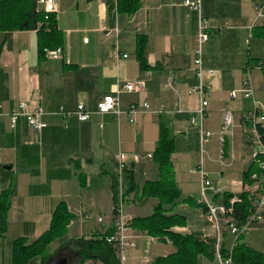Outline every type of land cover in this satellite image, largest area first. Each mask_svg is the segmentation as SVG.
Segmentation results:
<instances>
[{"label":"crops","instance_id":"obj_1","mask_svg":"<svg viewBox=\"0 0 264 264\" xmlns=\"http://www.w3.org/2000/svg\"><path fill=\"white\" fill-rule=\"evenodd\" d=\"M55 1L58 29L63 34L60 59L52 60L48 55L39 59L35 31L0 34V196L13 192L5 230L0 223V264H11L15 240H38L49 229L62 202L73 216L67 241L105 234L116 218L112 174L117 157L127 155L140 187L157 181L158 168L147 156L156 150L161 127L167 128L175 141L172 162L183 200L202 204L201 168L221 189L218 196L207 193L211 202L224 204V193L245 191L243 177L251 162L245 158L238 161L236 144L231 141L234 130L239 129L243 146L248 148L244 121L253 112L255 101L254 95L246 99L240 93L232 99L231 93L242 89L245 78L254 87L258 74L264 78L256 68L258 62H264V42L253 37V0H201L200 13L184 6L185 1L197 0H141V8L133 16L119 14L116 0ZM201 19L210 27L208 41L202 46L203 66L216 73L214 78H205L208 107L203 128L215 138L204 145L199 128L190 125L191 112L200 107V100L188 95L198 85L194 60ZM141 36L147 39L148 71L141 70L136 59L137 38ZM171 78L173 89L166 88ZM126 83L142 84L144 91L123 94L122 110L147 103L148 112L134 116L133 123L125 114L118 118L98 114L99 101L115 95L117 86ZM254 94L264 101L263 93L256 90ZM32 100H39L45 111L47 128L40 137L24 120L15 130L10 128L9 114L21 102ZM79 105L93 114L89 122L77 119ZM61 109L66 117L60 115ZM227 113L234 128L226 137L221 160L219 136ZM133 157L140 162L135 163ZM236 163L245 166L240 179L238 174L225 171ZM156 205L153 199L131 196L124 212L132 222L149 216ZM172 214L187 221L175 232L213 240L214 229L203 209L182 203ZM126 237L135 247L124 248L121 264H152L156 258L176 252L171 243L131 227ZM224 240L229 249L231 236ZM67 241L53 244L51 248L56 249L51 253ZM159 243L168 247L158 253L160 257L151 258ZM244 243L264 254V223L245 235ZM198 264L216 263L215 258L202 256Z\"/></svg>","mask_w":264,"mask_h":264},{"label":"trees","instance_id":"obj_2","mask_svg":"<svg viewBox=\"0 0 264 264\" xmlns=\"http://www.w3.org/2000/svg\"><path fill=\"white\" fill-rule=\"evenodd\" d=\"M119 14L133 16L141 8V0H116ZM35 31L38 35L39 59L44 60L47 52L63 48V34L58 29L57 17L54 14H46L39 10L36 0H0V34L14 32ZM253 37L264 42V25L253 28ZM147 39L137 38L136 59L141 70L148 71L150 67L146 57ZM256 68L264 75V62H258ZM175 153V141L169 130L161 127L159 140L153 154V161L158 168L157 181L146 182L140 187L135 182L131 165L126 171L127 200L134 198L153 199L157 205L152 213L146 217L133 219L130 227L134 230L155 238L160 242L171 243L176 252L164 258H156L152 264H198L199 258L204 256L214 259V239L202 240L193 235H184L175 232L176 228L187 225L186 218L172 214L173 210L182 203L195 205L206 211L204 204L197 205L194 200L182 199L181 192L175 180V169L172 158ZM256 168L251 164L244 173V183L251 185L250 177ZM116 176L115 169L113 179V206L116 205ZM12 190L5 191L0 196V223L2 229L7 226L8 215L11 210ZM218 196V195H217ZM238 197L241 204L234 206L233 219L238 225H244L250 215L254 202V196L248 192L238 195L224 193V204ZM116 216V213L113 212ZM73 216L69 212L66 203H60L52 216L49 229L36 241L30 243L26 238L14 241L11 254V264H32L40 261L41 264H50L57 258H67L69 264H121L118 255V246L109 243L108 239L115 234L114 225L102 235L92 238H80L69 240L58 251L50 253L53 244L65 240L68 236ZM228 236L225 234V237ZM225 240L222 244L224 257L228 256ZM232 258L234 264H264V254L256 252L244 243V236L239 237L233 247Z\"/></svg>","mask_w":264,"mask_h":264},{"label":"built area","instance_id":"obj_3","mask_svg":"<svg viewBox=\"0 0 264 264\" xmlns=\"http://www.w3.org/2000/svg\"><path fill=\"white\" fill-rule=\"evenodd\" d=\"M39 10L44 11L46 14H54L57 17V6L55 0H36ZM184 6L189 9L201 12L202 2L197 1H185ZM253 8L255 13L254 27L264 25V0H253ZM210 27L204 19H201L199 24L198 33V48L195 51V74L198 79V85L188 91L189 96H197L200 100V107L191 112L190 125L192 127L199 128V136L201 145H204L209 140L215 138V134L205 131L203 128V121L206 116V109L208 102L206 100V87L205 78H214L216 76L215 71L205 70L202 59V46L208 41V32ZM49 59L58 60L62 56V50L47 52ZM127 58V56H124ZM174 79L171 78L166 88L173 89ZM144 91V86L139 83H126L119 84L115 95L105 96L97 105V113L101 115L113 114L117 118L122 114H125L133 123V117L139 113H146L149 110V105L144 103L142 105H132L127 111L122 110L121 97L123 94H135ZM243 94L246 99H252L254 95L251 80L245 78L242 83V89L240 91H234L231 93V98L236 99L238 94ZM159 112H163L161 109ZM60 115L66 117L64 109L60 110ZM77 119L86 123L91 120L92 113L86 110L83 105L77 107L75 113ZM45 111L40 104L39 100H32L28 102H21L10 114L9 122L10 128L15 130L18 122L24 120L27 127L37 136L40 137L44 130L47 128V124L43 118ZM245 139L247 146L252 155L251 164H254L256 171L250 177L251 185H246L245 192L254 196L253 206L250 211V215L247 218L244 225H238L233 219L234 206L241 204L242 200L238 197H234L228 204H216L207 199V193L212 192L215 195L221 193V189L215 187L211 182L208 174H206L202 168L200 169L201 176V194L202 204L206 207V218L214 229V258L216 264H234L232 258L233 247L237 240L241 236H245L249 230L257 224L264 223V108L258 103L254 102L253 112L245 118ZM234 128V123L231 115L227 113L224 117V125L221 135L219 136L220 142V159L224 158V149L226 147V137L231 134V130ZM148 160H153V155L147 156ZM135 163H139L138 157H133ZM129 159L127 155L120 154L116 160L115 176H116V205L113 206V212L116 213L114 228L115 234L108 239L109 243H114L118 246V255L120 259L124 261L123 251L126 247H135L133 243H129L126 237V233L131 225V220L126 217L124 208L127 202V180L125 177L126 171L129 169ZM244 192V191H243ZM98 222H102V219H98ZM231 236L232 241L227 257L223 256L222 244L224 242L225 234Z\"/></svg>","mask_w":264,"mask_h":264},{"label":"rangeland","instance_id":"obj_4","mask_svg":"<svg viewBox=\"0 0 264 264\" xmlns=\"http://www.w3.org/2000/svg\"><path fill=\"white\" fill-rule=\"evenodd\" d=\"M258 82L256 83V86L254 87V83H252V81H251V83H252V87H253V89H254V92L257 90V91H260L261 93H263V95H264V78L260 75V74H258ZM258 86V87H257ZM239 95V94H238ZM253 101V100H252ZM254 101L256 102V103H258L259 105H261L263 108H264V101H261L259 98H256L255 97V94H254ZM234 133H235V138H233V141H231V143H233L234 144V142H235V144H236V150H237V158H238V161L240 160H243V158H245L246 159V161L248 162V163H250L251 161H252V155H251V152H250V150H249V148H245V146H243V143H242V133H241V130H239V129H235L234 130ZM216 150V154H218L219 153V150H218V148L217 149H215ZM208 152V151H207ZM206 159H207V157H206ZM241 165H242V167H241ZM240 165V163L238 164V163H236V165H235V167L233 168V169H231V170H225L226 171V173H234V174H238V178L240 179L241 178V175L243 174V172H244V170H245V166H244V164H241ZM197 168V167H196ZM195 168V169H196ZM197 170V169H196ZM205 171V170H204ZM211 178V177H210ZM255 229V226L254 227H252L250 230H249V232H251V231H253ZM249 232H247L246 233V235L249 233ZM72 236H74V237H76V234H75V232H72ZM71 236H67L66 238H65V240H63V241H67L69 238H70ZM154 243V242H153ZM155 247H157V249H158V251H157V253L155 252V253H152V257L151 258H156V257H160L162 254H158V253H163V250L166 248V247H168L167 245H165V243H159V244H155ZM53 249V250H52ZM55 249H56V247L54 246V248H51L50 249V253L52 252V251H55ZM171 250V249H170ZM128 262V261H127ZM35 262H33L32 264H34Z\"/></svg>","mask_w":264,"mask_h":264},{"label":"water","instance_id":"obj_5","mask_svg":"<svg viewBox=\"0 0 264 264\" xmlns=\"http://www.w3.org/2000/svg\"><path fill=\"white\" fill-rule=\"evenodd\" d=\"M50 264H69V260L67 258H64V257L57 258V259L53 260Z\"/></svg>","mask_w":264,"mask_h":264}]
</instances>
